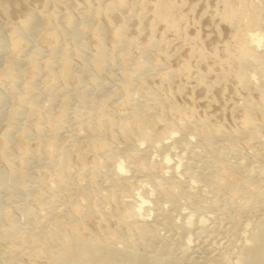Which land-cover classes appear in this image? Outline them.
I'll list each match as a JSON object with an SVG mask.
<instances>
[{"label":"bare ground","instance_id":"6f19581e","mask_svg":"<svg viewBox=\"0 0 264 264\" xmlns=\"http://www.w3.org/2000/svg\"><path fill=\"white\" fill-rule=\"evenodd\" d=\"M126 1L108 2L103 10L88 8L105 20L110 11L116 12L121 5L123 9ZM143 1L139 5L143 6L142 13L139 9L134 16L139 21L149 7ZM216 1L220 10H213L210 23L227 24L230 30L220 47V57L214 49L210 55L202 53L195 46V38L192 42L184 35L182 42L177 40L183 36L179 24L182 18L187 19L180 6L166 0L153 3L152 21L164 23L165 32H172L180 43L174 55L185 49L186 57L175 69L164 63L168 56L162 51L157 53L161 59L147 61L157 48L151 33L144 45L126 39L125 21L132 17L128 12L131 17H123L122 26L110 29V52L123 55L119 58L122 79L117 80L120 84L113 81L117 91L112 98L101 95L99 75L108 64L106 48L101 44L102 27L92 28L95 49L90 60L80 63L82 76L75 72L71 52L79 58L86 47L78 43L72 31L77 23L71 13L63 11L62 23L53 11L32 13L12 27L7 37L0 33V53L7 51L11 56L1 67L0 80L11 86L9 95L14 100L8 110L10 126L0 136V170L6 172L0 171V181L6 177L15 184L32 180L24 175L29 163L44 168L42 174L36 173L40 174L36 179L39 189L35 188L29 200L33 207L25 209V227H18L19 222L9 213L4 215L0 237L11 240L0 264H22L21 258L26 264H264V0L263 4L254 0ZM81 23L84 26L86 21ZM36 35L43 47L31 43ZM69 41L75 43L71 52ZM127 47L137 49L139 57H127ZM21 58L27 66L23 83L18 82L21 74L16 72ZM206 61L211 65L206 66ZM149 68L159 78L156 85L147 83ZM84 74L97 93L94 100L89 98V90L80 91ZM174 79L181 83L172 90ZM39 81L43 82L41 90ZM227 81L238 93L227 107L230 116L238 114L232 128L214 124L206 112L198 115L193 106L173 100L184 89L201 88L207 94ZM70 83L76 85L71 88ZM57 89L63 93L61 97ZM71 89L78 90L74 113L71 97L67 98ZM4 93L0 87V105L8 97ZM39 96L47 98L44 108ZM21 121V135L13 149L11 136ZM29 141L35 145L30 147ZM91 220L96 234L85 226ZM109 223L114 225L112 229ZM17 228L24 229L22 235ZM162 230L166 237L160 236Z\"/></svg>","mask_w":264,"mask_h":264},{"label":"rangeland","instance_id":"374dc122","mask_svg":"<svg viewBox=\"0 0 264 264\" xmlns=\"http://www.w3.org/2000/svg\"><path fill=\"white\" fill-rule=\"evenodd\" d=\"M57 3H56V2ZM95 1V2H94ZM116 2L117 0H100V2L99 3H96V0H86V2H84L83 0L81 1V0H0V33H1V35H3L4 37H7V35H9V33H10V30H11V28L12 27H16L17 26V24H19V23H21L22 21H24V19H26V17L29 15V14H37V13H40L41 11H43V12H45V13H52L51 11H53V13H55L56 15H58V19L60 20V18H61V15L63 14V11H65L64 12V14H70L71 15V17L73 18V20H75L76 21V25L74 26V30H72L73 32H74V34L76 35V37L78 38V43H80L81 44V46L82 47H86V48H84V51H83V49H82V51L83 52H81V55H79V58H78V56H77V58L73 55V53L71 52L72 51V49H74V47H72L73 45H75V43H72L71 41H69V44L67 45V47L68 48H70L69 50H70V52H71V61H72V63H73V67L75 66V72L77 73V76H82V74H81V62L84 60V61H86V60H90V58H91V54H93L94 53V49H95V40H94V38H93V36L91 35L92 34V28H94L95 26H100V27H102V29H103V39L101 40V44H103V46L106 48H104L105 49V51H106V53H107V59H108V64H107V67H105V68H103L102 69V71L103 72H101L100 73V75H99V78L101 79H99L100 80V82H101V88L103 89L101 92H102V96L104 97V98H112V95H115V93H116V91H117V84L116 83H119V81L122 79V74H123V69H122V65L120 64L121 62V58H122V56L123 55H117V53L116 52H114L115 54H114V56H113V53H112V51L110 52V45H112V38H111V35H110V29L111 30H115L114 28H119L120 26H122V22H124L125 20H124V18L125 19H128L129 17H131L130 15H132V17H131V19H128L127 21H125V25H124V28H125V32H126V34H125V36H126V39H128V40H131V39H134V40H136V41H138L137 43L138 44H140V45H144V44H146L147 43V40L149 39V37H150V35H151V37L152 38H154L156 41H157V43H156V45H157V48H155V49H153V51H151L150 53H151V55H150V53H149V55H148V58H147V61L149 62H153L155 59H156V57L159 59H161V55H158L159 53H160V51H162V52H164V53H167L166 55L168 56L167 57V62H164V63H167L166 65L168 66V67H170V68H172V69H175V68H177V66H178V62H180L181 61V59L183 60V58H185L186 57V54H185V49H183V50H181V52L180 51H178V53H176V54H178V55H174V53H175V48L178 46V45H180V43L179 42H182V38H184V35H185V38H188V39H190V40H192V42H194L195 41V39H197L196 40V44H195V46H197L199 49H200V51L203 53V52H205L204 54L205 55H210L212 52H213V49H214V51L215 50H218V52L219 53H217V55H219L218 57H220V56H222V54H221V50H220V47H222V45H223V43L224 42H226L227 40H228V38H229V34H230V30H229V26L227 25V24H224V23H218V22H214V23H210L211 21H210V18H211V16L212 15H214L213 13H214V11L216 12V10L218 9V11L220 10V7H219V5L217 4V1L216 0H166L167 2H171V3H173V4H175V5H177L180 9H182V10H180L181 11V13L184 15V17H186L187 19H185V18H182V20H181V22H180V24H179V32L181 33V35H183V36H181V38H179L178 37V39H177V37H175V36H173V33L172 32H167V30H166V32H165V25H162V24H164V23H159V22H155V21H152V16H150V15H152V12H151V10H152V6H153V3L155 2V0H145V4H147V5H149V7L147 6V11H145L144 13L146 14H144V17L145 18H143L141 21L143 22V24H142V22L141 21H139L137 18L135 19L134 18V16L135 17H137V14H136V12L137 13H139V9H141L140 10V13H142V8L141 7H143V6H139L140 4H141V2H142V4H144V1L143 0H135V1H132V0H127L126 2H125V4L123 5V6H125V7H123V9L121 8L122 7V5H121V9L120 8H118V9H116V12H115V10H114V12L113 11H110L109 13H110V15H109V13H108V15H107V17H105V20H104V18H103V16H100V17H98V15H96V16H94L92 13H93V11H94V9L96 8V7H100V9L101 10H103V9H105L104 7H106V6H108V2L109 3H111V5L114 3V2ZM132 1V2H131ZM140 1V2H139ZM181 1V2H180ZM255 2L256 1H259V3H261L263 0H254ZM62 2H63V4H62ZM74 2H76V3H74ZM82 2H84V3H82ZM103 2V3H102ZM134 2H135V4H134ZM139 4H138V3ZM56 3V4H55ZM88 3V4H87ZM90 3V4H89ZM101 3V4H100ZM182 3V4H181ZM65 4V5H64ZM80 6H79V5ZM84 4H87V5H84ZM92 4V5H91ZM99 6H98V5ZM131 4V5H130ZM141 4V5H142ZM152 4V5H151ZM262 4H263V2H262ZM55 5H57V6H55ZM63 5V6H62ZM95 5V6H94ZM110 5V4H109ZM133 5H134V7H135V9H133L134 7H133ZM136 5V6H135ZM140 7V8H138V6ZM217 5H218V7H217ZM92 7V9H93V11H92V9H91V12H90V8H88V7ZM182 6V7H181ZM45 7V8H44ZM89 9V11L88 10H86L87 8ZM129 7V8H128ZM47 8V9H46ZM49 8V9H48ZM59 8H61V9H59ZM66 8V9H65ZM132 8V9H131ZM151 8V9H150ZM189 8V9H188ZM207 8V9H206ZM44 9V10H43ZM46 9V10H45ZM57 11H56V10ZM81 9H82V11H81ZM126 10H128V11H126ZM138 10V11H137ZM149 10V11H148ZM214 10V11H213ZM35 11V12H34ZM47 11V12H46ZM69 13H68V12ZM84 11H86V12H84ZM87 11H88V13H87ZM190 11V12H189ZM212 11V12H211ZM57 12V13H56ZM86 14H84V13ZM89 12H90V14H89ZM113 12V13H112ZM121 12H123V13H121ZM128 12H130V15H129V13ZM77 13V14H76ZM120 13V14H119ZM133 13V14H132ZM218 13V12H217ZM91 15V16H89V15ZM185 14L187 15V16H185ZM206 14V15H205ZM115 15V16H114ZM127 15H128V18H127ZM201 15H203L202 17H201ZM81 16V17H80ZM84 16L85 17H89V18H85L84 19ZM111 16V17H110ZM117 16V17H116ZM121 16V17H120ZM83 17V18H82ZM94 17H95V19H94ZM97 17V18H96ZM124 17V18H123ZM147 17H148V19H147ZM151 19H150V18ZM207 17V18H206ZM75 18V19H74ZM107 18V19H106ZM115 18V19H114ZM122 18H123V20H122ZM87 19V20H86ZM108 19H109V21L111 22V24L109 23V21H108ZM183 19H184V21H183ZM82 20V21H81ZM86 21V23L84 24V26H85V28H83L84 26H81V25H83L81 22H83V21ZM98 21L100 24H98V22H96V21ZM116 20V21H115ZM146 20V21H145ZM61 21V22H60ZM59 22L60 23H62L63 22V20H62V18H61V20H60ZM79 21H80V23H81V25H80V23H79ZM95 21V22H94ZM152 21V22H151ZM200 21V22H199ZM207 21V22H206ZM19 22V23H18ZM145 22V23H144ZM153 22H155V23H153ZM198 22V23H197ZM109 23V24H108ZM139 23H141V24H139ZM151 23V24H150ZM153 23V24H152ZM158 23V24H157ZM12 24V25H11ZM89 24V25H88ZM102 24V25H101ZM113 24V25H112ZM147 24V25H146ZM7 25V26H6ZM8 25H9V27H8ZM108 27H107V26ZM127 25V26H126ZM149 25H153V26H150L151 28H153L152 30H151V32H150V27H149ZM157 25V26H156ZM78 26V27H77ZM80 27H82V28H80ZM106 27V28H105ZM149 27V28H148ZM7 28V29H6ZM88 28V29H87ZM109 28V29H108ZM127 28V29H126ZM140 28H141V30H140ZM143 28V29H142ZM165 28V29H164ZM185 28V29H184ZM181 29L184 31H181ZM38 30H39V28H38ZM78 30V31H77ZM80 30H81V32H80ZM140 30V31H139ZM89 32V33H87V32ZM129 31V32H128ZM137 31V32H136ZM77 34H76V33ZM182 32L184 33V34H182ZM204 32V33H203ZM81 33V34H80ZM149 33H151L150 35H149ZM162 33H163V35H162ZM166 35H165V34ZM171 33V34H170ZM84 34V35H83ZM41 35V34H40ZM82 35V36H81ZM172 35V37H170ZM39 35H36V36H34L33 37V40H32V38H31V40H32V44H34L35 46H37V47H43L44 45H42L43 43H42V40H39V39H41V37L39 36ZM140 36V37H139ZM187 36V37H186ZM194 36H196V37H194ZM210 36V37H209ZM221 36V37H220ZM83 37H84V39H83ZM148 38V39H147ZM159 38V39H158ZM160 38H162V39H160ZM195 38V39H194ZM179 40V42L177 41V40ZM34 40H35V42H34ZM94 40V41H93ZM159 40H161V42L159 41ZM169 40V41H168ZM172 40V43L170 42ZM176 40V41H175ZM194 40V41H193ZM220 40V41H219ZM102 41H103V43H102ZM166 41V42H165ZM34 42V43H33ZM82 42H85V43H82ZM71 43V44H70ZM177 43H179V44H177ZM41 44V45H40ZM79 44V45H80ZM83 44H84V46H83ZM170 44L172 45V46H170ZM86 45V46H85ZM217 45V46H216ZM88 46V47H87ZM92 46V47H91ZM219 46V47H218ZM76 47V46H75ZM166 47V48H165ZM216 47V48H215ZM108 48V49H107ZM130 49V50H128V49ZM126 48V52H129L128 54L131 56H129L128 54H126L127 55V57H129V58H134V59H137L138 57H139V54H138V52H136L137 51V49H135V48H133V47H127ZM168 48H169V50H168ZM87 49V50H86ZM157 49V50H156ZM220 50V51H219ZM183 51H184V53H183ZM159 52V53H158ZM8 53V54H7ZM133 53V54H132ZM158 53V54H157ZM1 55H0V72L2 71L1 70V67L3 66V64H5L6 63V61H9L8 59H10V57L11 56H9L10 54H9V52H7V51H4V52H2V53H0ZM84 54V55H83ZM221 54V55H220ZM5 55V56H4ZM119 56V57H118ZM169 56H170V58H169ZM182 56V57H181ZM4 57V58H3ZM111 57H112V60H111ZM116 57V58H115ZM121 57V58H120ZM171 57H172V59H171ZM6 58V59H5ZM86 58V59H85ZM120 58V59H119ZM180 58V59H179ZM77 59V60H76ZM79 59V60H78ZM110 59V60H109ZM149 59V60H148ZM170 59V60H169ZM175 59V60H174ZM5 60V62H3ZM21 60L23 61H20L19 60V63L21 64V66L20 65H18L17 67L18 68H16L17 69V71L16 72H18L17 74H18V76H19V80H18V82H22L23 83V79H24V77H25V75L27 74V66H26V62L21 58ZM112 61V62H111ZM115 61V62H114ZM169 61V62H168ZM25 62V63H24ZM23 63V64H22ZM58 63V64H57ZM56 63V69H55V72H57V70H58V66H59V62H57ZM81 63V64H80ZM115 63V64H114ZM114 64V65H113ZM131 65H133V64H131ZM173 65V66H172ZM191 65H193V62H191ZM206 66L208 65V66H210L211 65V61H206V64H205ZM205 65L204 66H202L201 68L203 69L204 67H205ZM26 66V67H25ZM77 66H78V68H77ZM115 67V68H114ZM133 67L132 66H130V69H132ZM2 69H3V67H2ZM26 69V70H25ZM149 70H150V68H149ZM151 72H147L146 74L148 75V77H147V83H149L150 85H156V84H158V80L157 79H159V78H156L157 77V74H155V72H152L153 70H150ZM24 72H26V73H24ZM83 72V71H82ZM107 73H108V75H107ZM113 73V74H112ZM24 76H23V75ZM106 74V75H105ZM150 74V75H149ZM152 74V75H151ZM155 74V75H154ZM110 75H111V77H110ZM147 75H145V76H147ZM84 76H85V74H84ZM156 76V77H155ZM110 77V78H109ZM149 77H151L152 79H150ZM86 78V76L84 77V79L82 80V84L80 85L81 87V90L80 91H82L83 89H84V91H88V92H94L93 90H92V88H93V86L91 85V83H90V81H89V78L87 77V79H85ZM156 78V79H155ZM0 79H2V78H0ZM85 80V81H84ZM112 80V81H111ZM117 80H119V81H117ZM157 80V81H156ZM43 81V80H42ZM42 81H39L38 83H37V87H39L38 89L39 90H41L42 89V86H43V82ZM83 81H84V83H83ZM113 81H115V82H113ZM152 81V82H151ZM173 81H175V82H173ZM172 81V83L169 85L170 86V88L172 89V90H175L176 89V87H178V85H180V83H181V81L180 80H176V79H174ZM0 82H1V84L3 85H1L0 84V87H1V90H2V92H5L4 93V95H6V93H7V98H6V100H8V101H4L1 105H0V136H2V134L6 131V130H8V128H9V126H10V120L9 119H7L8 118V113H9V111H11V104H14V100H13V98L9 95V91H10V88H11V86L10 85H8V84H6V83H4V82H2V80H0ZM111 83H113V84H111ZM114 83L116 84V85H114ZM40 84V85H39ZM71 85H72V87L71 88H73L76 84H74V83H70ZM120 84V83H119ZM228 84V85H227ZM21 85V84H20ZM39 85V86H38ZM105 85H107V86H105ZM226 85V86H225ZM229 85H230V87H229ZM85 86V88H87V90H85V88H83V87ZM116 86V87H115ZM22 87V86H21ZM21 87L19 88L20 90H21ZM89 87V88H88ZM91 87V88H90ZM106 87H107V89H106ZM167 87V85L165 86V88H164V91H167V89L168 88H166ZM225 87V88H224ZM7 88V89H6ZM9 88V89H8ZM60 89V88H59ZM115 89V90H114ZM200 89V90H199ZM5 90V91H4ZM58 90V89H57ZM56 90V94H55V96L57 97L56 98V100H58V97H59V95H60V97H61V94L63 95V93H61V90H58L57 91ZM73 90V92H75V93H73V92H71ZM203 89H201V88H195V89H193V90H190V89H184V90H182V93L183 94H179V93H177V94H175V96L176 97H173V100H174V102L175 103H177V104H179V105H189V106H193L194 107V109H195V111L198 113V115H201V114H203V113H205L206 112V114L208 115V116H210L211 117V120H212V122L215 124H222L224 127H226V128H232L233 127V121L234 120H237L238 119V114H232L231 116H230V113L229 112H227L228 111V105L230 106V104L231 103H233L234 101H235V97H236V95H238V93H235L234 92V90H233V86H232V84H231V82L230 81H227V83H225L223 86H221V87H218V88H214V89H212L211 91H209L207 94H205L206 92L203 90ZM70 91V90H69ZM68 91V92H69ZM71 93H73V94H71V93H67L68 94V96H67V98L69 97H71V107L70 108H75V109H71V113H74V111L75 110H77V104L78 103H75V102H77V99H76V97L77 96H75V95H77L78 94V90H75V89H71ZM192 91V92H191ZM114 92V93H113ZM57 93H59V95L57 94ZM77 93V94H76ZM92 93H90L91 94V96L89 97V98H92V100H94V98L97 96L96 94V91L94 92L95 93V95H94V93L92 94ZM222 93V94H221ZM67 94H65V95H67ZM236 94V95H235ZM108 95V96H107ZM192 95V96H191ZM206 95H208V96H206ZM221 95V96H220ZM54 96V97H55ZM73 96H75L74 97V99H72L73 98ZM94 96V97H93ZM210 96V97H209ZM223 96V97H222ZM226 96V97H225ZM235 96V97H234ZM10 97V98H9ZM59 97V100L57 101V102H60L62 99ZM231 97V98H230ZM103 98V99H104ZM211 98V99H210ZM12 99V100H11ZM43 99L45 100V101H43ZM96 99V98H95ZM213 99V100H212ZM91 100V101H92ZM193 102H192V101ZM211 100H212V102H211ZM229 100H231V102L229 101ZM9 101H10V103H9ZM38 101H41L40 102V107L41 108H44L45 106H46V102H47V98L45 97V96H39V100ZM189 101V102H188ZM191 101V102H190ZM208 101H210V103H206V102H208ZM6 102V103H5ZM93 102V101H92ZM205 102V103H204ZM224 102V103H223ZM226 103H228V104H226ZM4 104V105H3ZM45 104V105H44ZM73 104V105H72ZM120 103H118V104H116L115 106L118 108V107H120V105H119ZM197 104V105H196ZM225 104V105H224ZM238 104V103H237ZM8 105V106H7ZM119 105V106H118ZM211 105V106H210ZM208 108H207V107ZM10 107V108H9ZM77 107V108H76ZM115 107V108H116ZM221 108L223 109V110H221ZM6 109V110H5ZM227 109V110H226ZM9 110V111H8ZM209 110V111H208ZM203 112V113H202ZM223 114V115H222ZM219 115V116H218ZM214 117V118H213ZM5 119V120H4ZM7 119V120H6ZM9 120V121H8ZM2 121V122H1ZM217 121V122H216ZM4 122V123H3ZM19 124V123H18ZM22 124V121L20 122V124L19 125H16L15 126V128L13 129L14 130V132H13V130H12V132L14 133V134H12V136H11V145L13 146V149H15V146H17V141H18V139H19V135H21V133H20V128H21V125ZM21 125V126H20ZM17 126H19V127H17ZM2 128V129H1ZM16 132V133H15ZM19 133V134H18ZM115 134H117V132L115 133ZM17 136H19V137H17ZM1 138L2 137H0V142H1ZM18 138V139H17ZM15 139V140H14ZM14 140V141H13ZM30 143H28L29 144V146L30 147H33L34 145H35V142L34 141H29ZM15 143V144H14ZM120 145H118V147H119ZM156 156V155H155ZM156 158L158 159L159 157H157L156 156ZM33 163H35V162H33ZM33 163H29V165H28V167H26V172L24 171V175L26 174V175H28L29 177H32V180H29L28 182L25 180V181H22V180H20L18 183H12V182H9V180H8V182H7V177L5 178L6 180H1L0 181V219L2 220H0L1 222H2V224H1V222H0V229H1V227L4 225V222H3V219H4V215L5 214H7V213H9L8 215L9 216H11V217H15V218H12V219H14V220H16V222H17V224H18V222H19V226L18 227H20V228H23V227H25V224H26V222H27V219H28V217H27V213L25 212L26 210L25 209H28L27 208V206L30 208V206H32L31 204H30V201L29 200H31L32 199V197L35 195V192L39 189L38 187H39V185L38 184H36L37 182V178L40 176V174H42L43 173V170H44V168L41 166H39V164H37L36 163V167H35V164L33 165ZM32 164V165H31ZM31 166V167H30ZM34 167V168H33ZM42 168V169H41ZM29 169H30V171H29ZM0 171H4L3 169H1ZM34 173H33V172ZM32 172V173H31ZM40 172V174L39 175H37L36 173H39ZM4 173H6L5 171H4ZM30 173V174H29ZM3 174V173H2ZM35 174V175H34ZM25 175V176H26ZM32 175V176H31ZM37 176V177H35L34 178V176ZM3 176H6L5 174L3 175ZM34 178V179H33ZM2 179V178H1ZM5 181V182H4ZM35 183H34V182ZM7 182V183H6ZM22 182H24V183H26V185L24 184V183H22ZM30 182V183H29ZM5 183V185H3ZM12 183V184H11ZM34 183V184H33ZM16 185V187L14 186V185ZM18 184V185H17ZM27 184L29 185V186H27ZM11 185V186H10ZM23 185H25V186H23ZM36 185H37V187H36ZM5 186V187H4ZM14 186V187H13ZM31 186H32V188H31ZM2 187V188H1ZM7 187V188H6ZM21 187H23L22 188V190H23V192H22V190H21ZM26 187H29V189L30 190H28V188H27V190H26ZM34 187V188H33ZM15 188H17V189H15ZM35 188L37 189V190H35ZM8 189V190H7ZM34 189V190H33ZM1 190H3V191H1ZM21 192H20V191ZM14 191V192H13ZM25 191V192H24ZM30 191V192H29ZM33 193H32V192ZM35 191V192H34ZM6 192V194H4ZM15 192H16V194H15ZM19 192V193H18ZM9 193V194H8ZM21 193H23L22 195H21ZM31 193V194H30ZM10 196H12L11 198H9ZM23 197H25V198H23ZM15 200H17V201H14V199ZM28 200H27V199ZM6 199V200H5ZM21 199V200H20ZM2 200V201H1ZM25 200V201H24ZM9 201V202H8ZM11 201H12V203H11ZM24 201V202H23ZM28 203H27V202ZM17 202H19V203H17ZM23 202V203H22ZM18 205V206H17ZM26 206V207H25ZM151 205H149L148 207H150ZM25 207V208H24ZM33 207V206H32ZM14 208V209H13ZM24 209V210H23ZM6 210V211H5ZM12 210H14V211H12ZM21 210V211H20ZM23 211V212H22ZM183 211V210H182ZM24 212L26 213V218H25V214H24ZM183 212H186V210H184ZM3 213V214H2ZM23 213V214H22ZM24 216V217H23ZM22 217V218H21ZM149 219L151 220L152 218L151 217H149ZM177 220H175L177 223H179V222H181L178 218H176ZM22 220V221H21ZM179 221V222H178ZM21 222V223H20ZM25 223V224H24ZM180 224V223H179ZM2 225V226H1ZM86 228H87V231L88 232H90L91 231V233L92 234H96V228H95V223L91 220V221H88V222H86ZM107 226L108 227H110L111 229L114 227V225L111 223H109V224H107ZM3 228V227H2ZM20 228H17V229H20ZM23 230L24 229H20L18 232H19V234L21 233V235L23 234L22 232H23ZM22 231V232H21ZM163 234V235H162ZM20 235V236H21ZM166 235L167 234H165V232L162 230L161 232H160V236H165L166 237ZM19 236V235H18ZM19 236V237H20ZM4 239V240H3ZM8 237H4V238H2V237H0V254H2L3 253V257L2 256H0V258H4V250H6V247L9 245V242H10V240L11 239H9ZM8 240V241H7ZM7 241V242H6ZM2 243V244H1ZM220 248V247H219ZM3 250V251H2ZM143 250L142 249H140V252H142ZM19 258H21V257H19ZM19 260V259H18ZM20 263H22V264H26L27 263V261H26V259H24V258H21L20 259V261H19ZM191 263H189V261H188V263H184V264H195V263H193L192 261H190ZM44 262H41V261H39V262H37V263H35V264H43Z\"/></svg>","mask_w":264,"mask_h":264}]
</instances>
